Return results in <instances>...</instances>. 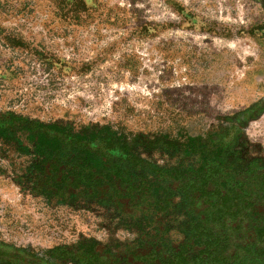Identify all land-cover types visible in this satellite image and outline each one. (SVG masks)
I'll list each match as a JSON object with an SVG mask.
<instances>
[{"label": "rangeland", "instance_id": "obj_1", "mask_svg": "<svg viewBox=\"0 0 264 264\" xmlns=\"http://www.w3.org/2000/svg\"><path fill=\"white\" fill-rule=\"evenodd\" d=\"M262 101L264 0H0L1 113L107 127L171 167ZM242 138L232 155L264 159V110ZM22 140L0 141L1 241L44 255L136 239L101 207L35 196Z\"/></svg>", "mask_w": 264, "mask_h": 264}, {"label": "trees", "instance_id": "obj_2", "mask_svg": "<svg viewBox=\"0 0 264 264\" xmlns=\"http://www.w3.org/2000/svg\"><path fill=\"white\" fill-rule=\"evenodd\" d=\"M257 106L234 118L259 116L250 114ZM233 130L193 140L187 148L197 163L167 167L107 127L76 131L0 112V141H28L24 175L35 196L101 207L136 232L132 242L85 240L44 255L0 240V264H264V169L230 153Z\"/></svg>", "mask_w": 264, "mask_h": 264}, {"label": "flooded vegetation", "instance_id": "obj_3", "mask_svg": "<svg viewBox=\"0 0 264 264\" xmlns=\"http://www.w3.org/2000/svg\"><path fill=\"white\" fill-rule=\"evenodd\" d=\"M260 106L257 108H254L253 111L250 112V114L252 115V117L254 115H256V113L259 111H263L264 110V101L260 102ZM263 106V107H262ZM246 118V117H245ZM256 118V117H255ZM251 119H254L253 118H247V120H251ZM245 119H242V118H234L232 119V122H230L229 124L231 126L234 127V130H233V135L234 137L236 138V144H235V147L238 149L239 146H240V143L242 142L243 138H242V135H243V132H244V128L247 124V122ZM228 124V126H229ZM244 159V158H243ZM248 161H246L249 165H258L259 167H262L264 169V159L262 158H249L247 159Z\"/></svg>", "mask_w": 264, "mask_h": 264}]
</instances>
